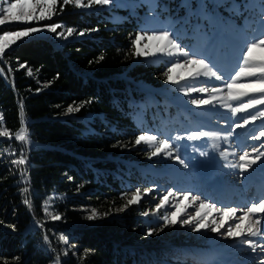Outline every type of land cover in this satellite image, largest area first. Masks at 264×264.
Returning a JSON list of instances; mask_svg holds the SVG:
<instances>
[{"label":"trees","instance_id":"trees-1","mask_svg":"<svg viewBox=\"0 0 264 264\" xmlns=\"http://www.w3.org/2000/svg\"><path fill=\"white\" fill-rule=\"evenodd\" d=\"M106 13L59 0L54 21L83 35L60 46L26 39L0 60V126L16 133L25 122L33 142L23 183L17 141L0 137V264H171L179 250L154 235L147 197L127 204L152 185L139 166L133 80L157 84L168 70L137 62L136 27Z\"/></svg>","mask_w":264,"mask_h":264},{"label":"rangeland","instance_id":"rangeland-1","mask_svg":"<svg viewBox=\"0 0 264 264\" xmlns=\"http://www.w3.org/2000/svg\"><path fill=\"white\" fill-rule=\"evenodd\" d=\"M7 2L14 1L0 0V5ZM84 2L87 3V0ZM77 8L87 11L98 8L107 10L105 15L114 23L131 21L136 27L134 41L143 32L150 35L153 31H168L183 50L198 59H205L218 75L224 76L223 80L203 75L194 76L193 66L188 65L186 69L176 68L170 74L172 80L166 77L157 84L143 79L133 80L136 90L131 91L130 98L133 118L143 128L138 137L148 135L157 138L151 144L143 141L140 143L145 149L140 156L146 161L139 166L142 172L149 174L148 183H152L148 188L151 191L140 194V200L144 196L148 198L145 202L148 212L144 217L154 223L153 227L157 231L154 235H166L161 241H171L173 247L180 250L172 255L171 264H257L258 253L252 252L243 240L253 239L261 243L264 240L246 235L228 237L226 233L229 227L240 223L239 217L247 207L264 199V181L259 185L255 180L260 169L264 167V157L246 169L238 167L247 162L240 160L244 152L249 153L248 160L254 159L257 154L253 149L264 152V147H261L264 137L253 139L264 131V117L258 115L259 112H264V105L258 104L244 113H233L224 105L230 103L236 107L249 99L244 97L241 101L228 100L225 85L242 64L240 55L245 44L264 38V26L261 23L264 0H111L107 5ZM56 16L57 8L56 14L51 18L0 25V35L30 27L40 29L17 40L5 51L33 37H46L60 46L68 40L82 36L76 35L75 31L69 36V28L54 21ZM50 25L62 27L51 32L48 31ZM60 32H64V37L59 35ZM156 43L143 40L135 44V50L154 51ZM262 55L264 53L259 50L254 52L257 58ZM186 59L181 53L172 56L156 53L137 55L136 61L162 66L161 68L168 70L174 63L183 65ZM0 60L6 64L3 58ZM8 68L10 70L9 66ZM181 76L185 79L179 83L173 82ZM240 82L246 83L247 80L242 79ZM203 88L209 91H200ZM212 88L223 89L215 94L219 97L217 101L212 104L192 103L193 100L209 99L213 95ZM184 89L195 91L186 94ZM256 95L258 97L259 94ZM253 114L257 115V119H249V123L244 125V118ZM238 124L242 126L237 127ZM196 132L209 135L193 137ZM163 140H167L172 148L152 155ZM16 141L17 146L13 153L17 159L23 155L27 164V154L33 142L29 138L27 144ZM167 151H171V155H167ZM177 156L184 164L179 163ZM20 168L21 180L28 183L25 165ZM261 174L264 176V168L261 169ZM218 184L224 185L226 196L218 198L214 195V192L217 195L216 187L220 186ZM184 193H191V196L185 199ZM192 196H199L200 200L193 202ZM247 200L250 204H242ZM200 201L214 204L216 208H235L236 216H221L215 210L201 208ZM197 211L204 217V224L207 226L193 230L196 227L195 221L190 224H184L183 221L195 216ZM170 213L175 214L170 216L175 223L167 225L163 217ZM255 218L256 216L253 217ZM218 224L221 225L218 230L212 231ZM247 225L248 221L245 220L241 228L246 229ZM260 228L264 232V219H261Z\"/></svg>","mask_w":264,"mask_h":264},{"label":"snow or ice","instance_id":"snow-or-ice-1","mask_svg":"<svg viewBox=\"0 0 264 264\" xmlns=\"http://www.w3.org/2000/svg\"><path fill=\"white\" fill-rule=\"evenodd\" d=\"M59 0H14V2H7L4 5H0V25H4L5 23H30L35 20H42L46 18H51L52 15L56 14V8ZM63 5H67L69 3L74 4L76 7L82 8H90L92 5H107L111 3V0H87V3L84 0H62ZM62 10V8H61ZM262 26H264V15H262ZM62 27L61 25H50L48 26V31L56 32L57 28ZM40 31V29L35 27L25 28L23 30L18 31H8L4 34L0 35V59L3 58L5 49L14 44L17 40L29 36L31 33H36ZM74 29H67V34L71 36L73 34ZM83 35V33H80ZM59 35L64 37V32H60ZM66 38V37H65ZM156 41L155 50L151 49L147 52L137 51L136 55H155L156 53L167 54L169 56L175 55L176 53H181L187 59L184 61V64L181 65L178 62L174 63L169 69L168 72L165 73L167 79L172 80L173 77L170 75L176 68H187L188 65H192L194 69V76H206V77H214L218 80H223L224 76L218 75L217 71L213 70V67L209 65V63L205 59H198L195 55L190 54L188 51H185L181 48V45L177 43L176 39L172 38V35L168 31H153L150 35L148 32H143L136 37L134 44H139L140 41ZM163 42V43H161ZM147 47V45H145ZM259 50L261 53H264V38L254 39L251 42L245 44L242 53L240 55V60L242 64L238 66V70L235 71L230 76V82L225 85L227 88V99L231 101H241L244 97H249L246 102L239 103L238 106L233 107L232 104L226 103L224 106L231 109L233 113H244L247 112L251 108H255L256 105H264V55L257 58L254 56V52ZM103 59V57H101ZM199 66V67H197ZM24 67V65H21ZM2 71V70H0ZM29 75H31V69L28 70ZM185 79V77L181 76L174 80V83H179L180 80ZM242 79H246V83H241ZM187 94L190 91H195V89H184ZM200 91H209L206 88L200 89ZM223 89L212 88L211 93L213 95L210 96L209 99L206 100H193V104H212L214 101H217L219 97L215 95L216 93L222 92ZM256 94H259L258 97ZM22 107V106H21ZM82 105L77 107L69 106L67 112H77L80 110ZM258 115L260 117H264V112H259ZM249 119L255 121L257 119V115L253 114L250 117H246L243 120V124L247 125L249 123ZM3 117L0 116V125H2ZM242 125H237V127H241ZM209 133L204 132H196L193 133V137L200 136H208ZM15 137L16 140H19L25 144L28 143V133L26 127H21V129L16 133H11L6 128L0 126V137ZM260 137H264V131H261L258 136H254L253 139H260ZM155 136L143 135L137 137L135 143L140 144L142 141L148 144H151L153 141H156ZM264 147V144L261 145ZM172 145L168 143L167 140H163L159 142V146L156 147L155 151L152 155H157L160 152L171 149ZM256 152V156L254 159L248 160L249 157L248 152H244L243 155L240 156L241 161H247L246 163H242L238 165L241 169H246L253 164H256L261 157H264V152H261L259 149H253ZM167 155H171V151H167ZM177 160L179 163L184 164L183 160L177 156ZM17 166H22L26 164V158L21 155L19 159L13 161ZM187 167V165H185ZM236 167V165H234ZM25 193L28 191L27 188L23 190ZM150 191V190H146ZM171 195V193L169 194ZM191 196V193H184V198L188 199ZM192 201H199V196H192ZM167 197H165V200ZM140 200V189H137L136 192L132 194V198L128 200L127 204H136ZM25 204H28L29 201L27 199L24 200ZM127 207V205H126ZM160 207V205H158ZM201 208H209L211 210H215L221 213V216L229 215L230 217H235L237 209L235 208H216L214 204H208L204 201H200ZM257 214H264V199L259 200L258 202L252 203L249 207H247L246 211H244L243 215L239 217L240 223H236L233 226L227 229L226 235L228 237H259L261 240H264V232L261 231L260 224L261 219H264V216H257ZM49 215H51L49 213ZM147 215V213H145ZM175 215L174 213H170L169 215H165L163 219L167 222V225H171L175 223L174 220L170 219V216ZM96 216L95 210H93L92 214L87 217V219H94ZM256 216L255 219L253 217ZM53 220H59L61 217L59 215H51ZM248 221V225L246 229L241 228V224L244 221ZM193 221L196 222V227L193 230H199L201 227H206L204 224V217L201 216L200 212L197 211L195 216L189 217L183 221L184 224H190ZM216 223V221H213ZM166 225V226H167ZM221 225H217L216 228H212V231H217ZM151 235V231L148 233ZM63 239V237H62ZM45 240H47V236H45ZM68 241L65 239L64 243ZM243 243L247 244L250 250L254 253H258L257 264H264V243L257 242L253 239H244ZM67 255V252H65ZM57 262H59V257H57Z\"/></svg>","mask_w":264,"mask_h":264},{"label":"bare ground","instance_id":"bare-ground-1","mask_svg":"<svg viewBox=\"0 0 264 264\" xmlns=\"http://www.w3.org/2000/svg\"><path fill=\"white\" fill-rule=\"evenodd\" d=\"M263 177H264V176H262V174L259 175V176L256 178V181H257L258 183H260V182L262 183V182L264 181ZM216 193H217L218 196H220V197H224V196H225V193H226V189L224 188L223 185H220L219 187H216ZM248 203H249V201L247 200V201L243 202L242 204L246 205V204H248ZM249 204H250V203H249Z\"/></svg>","mask_w":264,"mask_h":264}]
</instances>
